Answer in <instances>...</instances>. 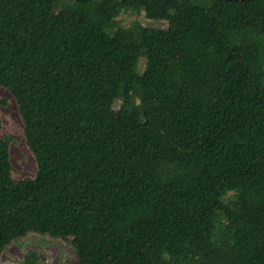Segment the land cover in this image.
<instances>
[{
	"label": "trees",
	"instance_id": "16d2710c",
	"mask_svg": "<svg viewBox=\"0 0 264 264\" xmlns=\"http://www.w3.org/2000/svg\"><path fill=\"white\" fill-rule=\"evenodd\" d=\"M0 87L35 161L16 180L0 138V264L29 235L79 264H264V0H0Z\"/></svg>",
	"mask_w": 264,
	"mask_h": 264
},
{
	"label": "rangeland",
	"instance_id": "374dc122",
	"mask_svg": "<svg viewBox=\"0 0 264 264\" xmlns=\"http://www.w3.org/2000/svg\"><path fill=\"white\" fill-rule=\"evenodd\" d=\"M60 20H67L69 13L59 6L52 13ZM235 26H249L248 20H240L234 12H229ZM118 24L129 27L133 22H138L143 27L154 29H166L167 23L147 19L143 13L133 11H123L116 19ZM144 60H140L139 69L142 70ZM4 102V103H2ZM120 106L117 101L109 113L115 117ZM0 138L7 136L11 139L9 152L10 161L13 166V177L16 180L32 177L35 172V161L28 150L23 136V127L17 113L16 104L10 94L0 87ZM140 126L131 124L128 128L130 133H138ZM178 158L177 153H172L168 159L170 164H174ZM28 251H36L40 257V264H79L77 256L67 242L52 240L46 237L29 235L26 238L15 242L7 247L1 257L2 264H20Z\"/></svg>",
	"mask_w": 264,
	"mask_h": 264
},
{
	"label": "water",
	"instance_id": "95a60500",
	"mask_svg": "<svg viewBox=\"0 0 264 264\" xmlns=\"http://www.w3.org/2000/svg\"><path fill=\"white\" fill-rule=\"evenodd\" d=\"M71 1H81V0H71ZM226 1H243V0H226Z\"/></svg>",
	"mask_w": 264,
	"mask_h": 264
}]
</instances>
